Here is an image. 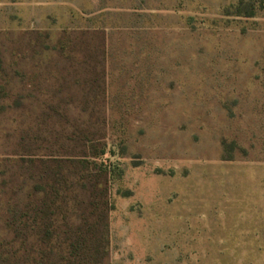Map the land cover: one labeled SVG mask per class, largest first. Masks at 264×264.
Instances as JSON below:
<instances>
[{
	"label": "rangeland",
	"instance_id": "obj_1",
	"mask_svg": "<svg viewBox=\"0 0 264 264\" xmlns=\"http://www.w3.org/2000/svg\"><path fill=\"white\" fill-rule=\"evenodd\" d=\"M253 159L264 0H0V264L236 262L214 184Z\"/></svg>",
	"mask_w": 264,
	"mask_h": 264
},
{
	"label": "crops",
	"instance_id": "obj_2",
	"mask_svg": "<svg viewBox=\"0 0 264 264\" xmlns=\"http://www.w3.org/2000/svg\"><path fill=\"white\" fill-rule=\"evenodd\" d=\"M215 180L213 246L237 249L231 264H264V159L230 161Z\"/></svg>",
	"mask_w": 264,
	"mask_h": 264
},
{
	"label": "trees",
	"instance_id": "obj_3",
	"mask_svg": "<svg viewBox=\"0 0 264 264\" xmlns=\"http://www.w3.org/2000/svg\"><path fill=\"white\" fill-rule=\"evenodd\" d=\"M247 17H252L255 15V9L254 7H252L251 11L247 12L245 14ZM98 155H95V157H97ZM103 173L107 176L108 174V169L106 168V170L103 171ZM56 176V175H55ZM53 189H54V192L55 194L57 195L58 198H60V192H61V189L59 188H56V186H53Z\"/></svg>",
	"mask_w": 264,
	"mask_h": 264
}]
</instances>
